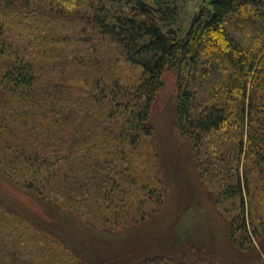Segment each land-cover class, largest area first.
I'll return each instance as SVG.
<instances>
[{"label":"trees","instance_id":"1","mask_svg":"<svg viewBox=\"0 0 264 264\" xmlns=\"http://www.w3.org/2000/svg\"><path fill=\"white\" fill-rule=\"evenodd\" d=\"M164 16L144 0H0V175L23 193L98 209L129 181L118 160L128 166L127 150L152 133L151 103L171 70L176 124L196 153L208 134L230 125L237 134L231 169L203 173H230L239 211L228 238L243 249L254 240L241 169L264 161V0H211L184 36L163 30ZM119 61L140 77L118 78ZM228 183L219 182L225 193ZM75 244L0 195V264H91ZM176 260L146 254L132 264H212Z\"/></svg>","mask_w":264,"mask_h":264},{"label":"rangeland","instance_id":"2","mask_svg":"<svg viewBox=\"0 0 264 264\" xmlns=\"http://www.w3.org/2000/svg\"><path fill=\"white\" fill-rule=\"evenodd\" d=\"M144 1L165 9L166 16L160 21L163 30L174 29L184 36L197 11L211 0ZM116 64L121 80L131 82L141 75L140 68L126 61ZM175 92L176 76L166 70L150 107L152 133L141 136L127 150L128 166L118 160L119 170L124 177L129 176V181L116 184L98 209L88 207L90 201H79L70 208L69 200L65 201L67 206L59 205L23 193L2 175L0 195L63 230L91 264H132L146 254L168 256L177 262L264 264V161L249 159L241 169L248 178L245 215L254 241L240 249L231 246L227 230L231 214L239 211L236 195L228 196L233 179L230 173L226 177L203 173L204 167L212 164L231 169V149L237 134L231 125L225 132L208 134L196 153L192 141L178 130ZM224 178L229 182L228 193L224 192L226 185L222 188L219 184ZM64 260L73 263L67 256Z\"/></svg>","mask_w":264,"mask_h":264}]
</instances>
